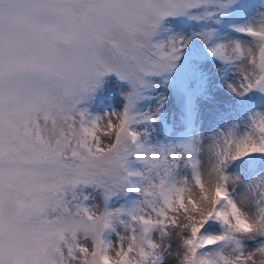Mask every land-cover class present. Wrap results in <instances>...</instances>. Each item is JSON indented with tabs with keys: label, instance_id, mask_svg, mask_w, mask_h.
<instances>
[{
	"label": "snow or ice",
	"instance_id": "obj_1",
	"mask_svg": "<svg viewBox=\"0 0 264 264\" xmlns=\"http://www.w3.org/2000/svg\"><path fill=\"white\" fill-rule=\"evenodd\" d=\"M0 264H264V0H0Z\"/></svg>",
	"mask_w": 264,
	"mask_h": 264
},
{
	"label": "rangeland",
	"instance_id": "obj_2",
	"mask_svg": "<svg viewBox=\"0 0 264 264\" xmlns=\"http://www.w3.org/2000/svg\"><path fill=\"white\" fill-rule=\"evenodd\" d=\"M108 96L110 97V98H112V97H115L116 96V94H117V89L115 88V86H113L112 88H110L109 90H108Z\"/></svg>",
	"mask_w": 264,
	"mask_h": 264
}]
</instances>
